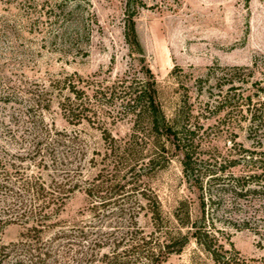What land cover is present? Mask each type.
<instances>
[{
	"label": "rangeland",
	"instance_id": "rangeland-1",
	"mask_svg": "<svg viewBox=\"0 0 264 264\" xmlns=\"http://www.w3.org/2000/svg\"><path fill=\"white\" fill-rule=\"evenodd\" d=\"M127 14L133 16L143 63L124 39ZM253 62L257 65L251 79L240 77L244 81L236 84L237 92L251 97L249 109L257 110L254 122L246 106L229 116L202 111L208 91L215 95L229 87L222 78L227 68L251 67ZM142 65L153 74L157 101L167 119L187 94L197 122L194 158L203 163L201 174L218 166L223 167L221 174L234 176L260 172L264 0H0V158L16 162L17 177L36 175L48 184L68 176L77 182L75 192L63 197L58 216L41 228L43 241H50L48 264H100L99 258L110 254L122 235L124 245L130 238L152 234L155 239L167 230L185 234L189 229L181 228L173 216L183 201L192 220L201 216L200 193L183 175V153L167 144L165 160L156 155L161 167L140 178L123 211L111 209L114 213L108 215L92 210L93 199L85 189L95 176L110 171L102 132L106 129L125 142L131 124L106 107L98 119L69 123L59 103L69 95V84L89 93L138 72ZM198 78H207L201 94L195 85ZM147 144L143 154L153 155ZM208 178L203 177L204 183ZM221 183L211 189L214 201L205 200L206 227L225 249L231 245L245 259L264 257V189L235 197L226 182ZM139 192L157 200L163 218L158 229ZM31 225L29 221L0 229V246L17 244ZM60 229L67 239L55 236ZM0 256L1 264H26L19 244ZM161 264L214 263L190 238L180 253L166 255Z\"/></svg>",
	"mask_w": 264,
	"mask_h": 264
},
{
	"label": "trees",
	"instance_id": "trees-1",
	"mask_svg": "<svg viewBox=\"0 0 264 264\" xmlns=\"http://www.w3.org/2000/svg\"><path fill=\"white\" fill-rule=\"evenodd\" d=\"M61 11L63 13V10ZM70 13H66L65 16ZM123 35L125 42L129 47L136 49L141 56L140 61L143 63L142 49L137 39L132 14H127ZM256 65L257 63L253 62L251 67L227 68L229 73L222 78H227L225 82L229 87L224 92L219 90L215 95L211 90L208 91L207 101L203 104L202 111L209 112L211 115L225 111V116H229L233 110L243 111V106H246L245 112L249 113V119L254 122L257 110L249 109L251 97L243 96L237 92L240 85L236 83L244 81L240 77L251 79ZM137 73H141V76ZM206 81L207 78H198L195 81L198 94L202 93V84ZM254 84L251 83V85ZM66 87L69 95L64 97L59 105L67 122L79 123L83 120L90 122L93 118L98 119L100 110L106 107L109 111L127 118L131 124V134L125 142L114 139L106 129L102 132L106 145L104 155L105 159H108L107 167L110 171L106 176H95L85 189L93 199L92 210H102V212H108V215L114 213L111 209L117 210L118 213L123 211L126 199L133 195L131 191L140 186V178L147 175L148 171H155L157 167H161L157 166L159 162L156 155L160 154L161 158L165 160L166 144L183 153V175L199 191L201 198V216L199 218L192 220L189 207L184 201L179 203L173 214L181 228L189 229L187 233H172L167 230V232H159L155 239L152 234L150 236L142 235L136 239L130 238L124 245L122 244L124 240L122 235L113 251L110 254H103L99 258L100 264H161L166 255L180 253L190 238L214 264H264V257L258 260L245 259L231 245L230 249H225L206 227L208 219L205 216L207 206L205 200L209 204L214 201L210 194L211 189L216 185L220 187L221 182L223 184L226 182L229 192L235 197L263 193L264 184H261L262 180L260 179H264V167L257 168L260 169L259 173L257 170H249L250 173L247 171L243 176H234L232 173L221 174L222 166H218V169L214 171L206 170L205 175L201 174L200 164L203 163L197 162L194 158L195 139L198 133L197 122H195L187 94L183 97L172 118L167 119L157 101L153 74L143 65L138 72L127 73L109 85L90 89L89 93L84 89L76 88L73 84ZM103 100L108 103V106H104ZM147 143H149L153 155L143 154L145 147L148 146ZM112 172L114 173L112 174ZM204 176L209 177L205 183ZM67 177L64 176L56 182L51 180L48 184L36 175L17 177L16 162L0 158V229L12 224L32 222L33 225L26 228V232L21 234L17 243L22 247L23 259L26 264L49 263L51 258L50 241H43L40 235L41 228L46 225L43 224L46 220L58 216L61 212L64 200L68 197L65 196L66 193H73L77 189V182H73L74 178L68 179ZM206 192L207 199L204 198ZM139 193L151 208V216L155 225L157 223L156 228L158 229V224L163 223V218L157 200L143 192ZM63 197L66 198L63 199ZM65 233L60 229L54 234L59 239H67L68 235ZM86 239H88L86 236L83 237V240L86 241ZM17 244L0 246V255L6 248H14ZM80 263L81 260L77 264Z\"/></svg>",
	"mask_w": 264,
	"mask_h": 264
}]
</instances>
